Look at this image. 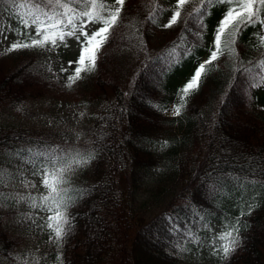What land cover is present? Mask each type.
<instances>
[{"label":"trees","instance_id":"16d2710c","mask_svg":"<svg viewBox=\"0 0 264 264\" xmlns=\"http://www.w3.org/2000/svg\"><path fill=\"white\" fill-rule=\"evenodd\" d=\"M167 3L125 0L121 21L101 48L88 86L77 81L68 87L46 78L36 70L33 54L0 57V193L10 191L18 168L34 174L26 150L60 147L95 153L84 176L71 184L86 191L69 209L73 229L56 246L60 264H188L179 253L190 241L186 233L201 234L200 217L206 222L226 217L232 213L231 203L237 202L240 207L231 208L232 218L240 216L241 207L246 213L241 217L246 224L242 243L216 264H264V117L253 112L256 97L253 88L245 87L243 75L232 72L231 81L214 77L222 68L231 74L230 65L239 67V62L234 64L225 53L188 97L181 114L191 134L163 152L150 146L173 129L175 118L165 112L174 103L170 92L186 74L192 76L226 10L225 5L211 7L204 18L203 40L191 55L177 49L179 62L169 66L171 46L182 36L194 41L196 24L188 16L200 4L198 0L183 11L176 26L163 28ZM10 9L0 0V16ZM153 12L157 19L150 21ZM185 21L192 31H186ZM257 30L259 25L243 30L236 44L245 66L249 61L254 65L264 53V48L253 46ZM141 34L143 44L137 38ZM44 97L93 105L79 143L51 138L5 118L20 104ZM158 168L161 172L151 177ZM248 203L256 205L251 215ZM16 214L15 209L0 210V264H15L27 241L13 228Z\"/></svg>","mask_w":264,"mask_h":264},{"label":"snow or ice","instance_id":"6c2138e0","mask_svg":"<svg viewBox=\"0 0 264 264\" xmlns=\"http://www.w3.org/2000/svg\"><path fill=\"white\" fill-rule=\"evenodd\" d=\"M189 0H176L170 19L163 25L170 28L182 18V9ZM7 5L15 10L18 27L12 29L19 37L11 44L8 51L19 49L40 48L54 50L61 45L67 46V39L72 37L79 42L80 54L74 62L75 68L67 78L68 87L82 78V73L94 71L98 54L113 34V30L121 21V12L125 0H6ZM200 6L189 14L188 20L196 24V31L192 32L194 41L189 42L181 37L180 42L171 46L169 53V66L179 62L177 49H182L185 56L191 55L203 40L206 29L205 16L211 7L225 5L226 10L222 18L213 29V38L206 48L208 58L197 63L192 76L185 85L179 89L180 103L173 109L174 115H179L186 105L188 97L199 90L204 79L213 68L218 67L216 61L225 53L229 55L234 64L233 72H239L248 81L249 88L264 86V53L254 65L251 61L244 65L240 58L236 44L243 30L259 25V30L253 32L257 48H264V0H199ZM23 10V11H21ZM157 13L149 15L148 20L155 21ZM186 31H192L187 27ZM93 28L95 30H93ZM3 29H0L2 32ZM34 33V34H33ZM135 36V33H133ZM143 44L142 34L137 37ZM188 44L190 46L186 47ZM72 61L69 62L71 66ZM259 69V71H257ZM67 71V69H62ZM236 76H233L235 81ZM17 155L25 153L17 152ZM26 162L35 169L34 174L41 177V184L46 190L39 196H21V201L27 199L30 207L48 213L44 227L50 232V240L54 239L59 245L67 239L73 229L74 217L69 209L85 194L84 189L76 188L70 184L71 174L79 168L90 164L95 158L94 151L81 152L68 151L60 147H50L47 150H26ZM2 175V172H0ZM253 184L256 181H252ZM34 186V185H33ZM3 194L0 193V196ZM244 202L242 201V204ZM247 214L251 215L256 206L248 203ZM244 207L240 209V216L226 218L222 223V230L211 238V251L214 255L227 258L242 243L241 231L246 224H242L241 217L245 215ZM200 226L208 229L210 225L204 217H200ZM189 240L199 243L201 237L192 231L186 233ZM58 260L61 258L58 256Z\"/></svg>","mask_w":264,"mask_h":264},{"label":"rangeland","instance_id":"374dc122","mask_svg":"<svg viewBox=\"0 0 264 264\" xmlns=\"http://www.w3.org/2000/svg\"><path fill=\"white\" fill-rule=\"evenodd\" d=\"M197 1L198 0H189L188 4L182 9V12L195 5ZM109 2H111V0H109ZM175 4L176 0H168L167 5L169 10L160 22L162 27L170 19ZM123 12L124 8L121 12V16ZM177 23L172 27L176 26ZM17 27L18 20L14 9L11 8L9 12H5L0 16V29H3V31L0 32V57L6 56L11 58L24 53L33 54L38 58L36 70L39 73L46 78H53L58 83L67 86V78L74 71L76 66L74 62L78 59L80 54L79 42L75 38L70 37L67 39V46L61 45L54 50H49V46V48L45 49L28 48L8 51L7 49L10 48L11 44L19 38L16 32L12 30ZM93 30L95 29L93 28ZM157 37L160 39L162 34H158ZM208 55L209 53L207 52L198 62L207 59ZM70 61L73 62L71 66L69 65ZM234 67L236 66L230 65L231 74L229 71L222 68V71L218 70L217 76L214 77H217L219 81H231L230 78ZM62 69H67V71H62ZM94 74L95 70L82 73V78L79 79L78 82L81 83V85L88 86ZM190 77L191 76L186 74L176 87L177 90L174 93L173 91L170 92V95H174V103L170 104L165 112L169 116L175 118L174 126L167 136L150 143L151 148L155 151L163 152L168 148H173L176 139H182L187 132L190 133L187 131L188 120L181 113L179 115L173 114L174 107L180 103L179 89L185 85ZM247 86L248 85H245V87ZM252 91V95L256 98L254 102L251 103V108L254 113L256 112L264 117V86L255 87ZM209 105L210 108H212L213 101H211ZM93 112V105L88 101H59L51 97H44L20 104L8 111L5 114V118L22 126L34 128L51 138L76 144L84 137L85 128L88 126ZM178 144L180 145L181 142ZM182 144H187V142L182 140ZM88 165L76 169L71 174L70 184L73 182L75 183L84 176L83 173L88 168ZM160 170L161 168L155 169L151 171L149 175L152 177L160 173ZM15 175L16 176L12 179L13 182L10 181L8 185L10 191L0 196V210H17V214L14 215L13 228L27 238L26 244L23 246L15 264H60L61 261L57 259L59 256L56 249L57 243L54 239L50 240V232L44 227L48 213L31 208L27 199L23 201L19 199L21 196L28 197L29 195L39 196L45 194L46 190L41 184V177L28 173L24 168H18ZM233 196V199L236 200L240 198L237 195ZM144 197L147 196L145 195ZM238 203L239 202L234 205L231 203L230 211L232 213L235 212V209L240 207ZM243 204L241 203V205ZM231 208L235 209L231 210ZM232 213L226 217L221 214V216H217L213 221L207 222L210 228H202L201 234H198L201 237L199 243L190 240L187 244L179 247L180 256L185 262L188 264H216L220 260L221 256L212 253L210 241L215 234L221 232L222 223L225 219L233 217Z\"/></svg>","mask_w":264,"mask_h":264}]
</instances>
